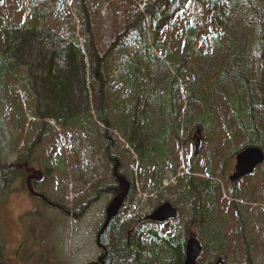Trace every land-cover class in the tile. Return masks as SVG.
<instances>
[{"label":"trees","instance_id":"trees-1","mask_svg":"<svg viewBox=\"0 0 264 264\" xmlns=\"http://www.w3.org/2000/svg\"><path fill=\"white\" fill-rule=\"evenodd\" d=\"M199 1L205 11L204 28L193 13ZM62 3L28 0L25 9L18 8L24 11L21 16L14 18L7 2H0V114H4L0 115V209L15 179L27 182L32 198L75 219L102 194L118 199L121 206L134 200L138 182L141 191L152 194L155 207L171 195L167 198L177 207V217L160 225L119 209L97 230L99 253L85 264H182L189 232L202 247L197 264H242L225 253L230 226L228 213L220 208L216 170L245 147L264 150V92L259 78L264 70V9L252 12L254 4L264 3L155 0L102 46L90 31L84 0H78V29ZM53 6L67 16L66 31L44 20ZM170 23L174 33L167 37ZM228 65H232L229 71ZM37 76L42 82L39 91ZM224 86L226 92L218 90ZM28 116H33L30 122L37 130L26 144L27 134L23 140L17 135L24 133ZM7 124L14 126L12 131ZM58 129L68 146H62ZM195 131L208 146L197 164L190 161L187 170L178 172L176 147L190 146ZM57 137L61 148L40 158L34 145ZM76 142L94 150L85 157L88 164L98 156L109 174L85 180L88 190L76 197L78 204L68 213L62 204L65 194H48L39 184L52 170L59 177L68 173L72 154H81L74 149ZM35 158L39 175L31 167ZM261 192L264 188L259 185L246 186L240 194L237 187L228 203L238 226L235 234L245 242L246 264H256L246 243L248 206L264 202ZM238 197L244 202L235 200ZM261 211L264 216L263 207ZM3 240L0 231V264H5Z\"/></svg>","mask_w":264,"mask_h":264},{"label":"rangeland","instance_id":"rangeland-1","mask_svg":"<svg viewBox=\"0 0 264 264\" xmlns=\"http://www.w3.org/2000/svg\"><path fill=\"white\" fill-rule=\"evenodd\" d=\"M5 1L8 4V13L14 18L20 17L21 12H24L19 11L18 8L23 7V9H25L28 3V0ZM63 1L65 3L62 4L68 7L71 12V19L74 18L73 24L76 29H78L79 25L76 22L78 0ZM154 1L155 0H84L87 5L86 12L90 31L96 40L95 43H101V46L105 45V43H109L117 33H120L123 30V27L127 22H130L135 18L134 16L138 10L143 11L147 3L152 4ZM261 1L264 3V0ZM62 4H59L60 7H62ZM202 4V1H199L193 13L195 14V18L200 20L199 23L202 28H204L203 20L205 11L202 9ZM254 5L255 9L252 12L260 14L262 12L261 8L264 9V5ZM44 20L47 23L50 22V24L56 23L57 27L63 31L68 29L66 24L68 21L67 16L55 6H53L49 13L45 15ZM55 20L56 22H54ZM171 26L174 25L170 23V25L166 27L168 28L165 33L167 37L174 33V30H171ZM237 30H240V27L233 29L231 32ZM199 39H201L203 43L204 38L200 37ZM201 40H199V42H201ZM37 57L34 59L32 58V61H34L35 64L37 62ZM261 61L263 67L264 59ZM232 63L233 62L231 61L230 64ZM231 67L232 65H228V71L231 70ZM263 71L264 70L262 69L260 70L259 77L262 84V93L264 92ZM38 77L39 76H37V90L39 91L42 82ZM228 83L227 87H230V81H228ZM218 90L226 92L225 86L218 87ZM41 93H43L42 90ZM23 108H25V105ZM3 112H9L8 106H4ZM0 115L4 116V114ZM32 120L33 116H28L23 125L24 133L21 134L20 132V135H17L23 140L27 134L28 138L24 143L29 142V140L34 137L33 135L36 134L37 129L32 126L30 122ZM10 123H13V121ZM7 126L11 131L14 128V126L12 127L9 124H7ZM57 133L62 137V146H68L70 143L67 139L64 141V133H62L60 129L57 130ZM200 136L201 135L195 131L191 136L192 143H190V146L184 144L179 145V149L176 147L179 160L181 161L177 170L178 172L182 169L187 170V165L190 161L195 162L196 164L199 162L197 161L200 160L198 157L203 155L202 153L205 151L204 149L208 146L204 143L203 137L201 136L200 138ZM59 138L56 141L47 138V140L44 139L41 143L34 145L35 152L38 153V156L41 158L42 156L49 154L54 148L60 149L61 142ZM196 138L200 140L197 148ZM116 139L123 143L118 136ZM78 144L79 143L77 142L74 143V149L76 151L80 150L81 154L79 157L72 154L70 165L68 163L67 167L68 173H64V176L59 177V175L52 170L53 173L50 172L51 175L45 178V182L39 184V187L45 192H48V194L50 191H56L54 194H56L57 197L59 194H65V197L62 198V204L65 206V210L68 211V213L72 212L78 204V201L75 200L76 197H78L79 194L86 193V190H88V181L98 178V176L103 177L109 174L108 171L102 169L98 156H96V160L93 161V164H88L85 157H90V154L95 152L87 144H84V148ZM235 146L238 145L235 144ZM21 148L22 146L20 144L18 149ZM226 148L228 149L229 146H225V149ZM118 150L119 148H117V151ZM64 151L68 152L67 149H64ZM219 153L221 152L219 151ZM192 157L193 159L191 160ZM234 157L235 154L227 159V161L225 160L226 162L223 169L217 168L216 178L220 180L221 183L222 194L220 199L222 204L220 208L228 213L227 218H229V220H227V222L230 226L228 233L231 240L225 248V253L228 255L229 260L235 259L242 264H246L247 255L246 249L243 245L245 242L239 237L242 236L241 234H239V236L235 234V229L238 226L234 221L233 210L228 208V203L230 201L228 197L233 188L227 184L226 180L228 179L223 176H227L231 173ZM31 167L34 169V175L40 173V164L36 158L32 161ZM130 168L131 167L129 166V169ZM259 171L260 169L247 179L240 180L238 187L239 194L243 193L246 186L249 187L250 185L254 187L255 185H259L264 188V169L262 172V178H258L257 174ZM81 174L83 175L82 177L84 178V181L89 179L88 181H85L86 183H83ZM169 182H171V179H164L163 181L164 184ZM13 183L12 191L9 194L7 193L2 208L0 209V231L4 234L3 243L5 264H85L98 255L100 249L95 241V234L105 219V209L109 203L110 194H102L98 196V198L92 202L84 212H79V215L77 216L78 218L75 219V217L70 216V214L61 213L60 209H56L55 206H48L47 204L41 203L32 198L28 192L27 182L22 184L19 179H15ZM135 186L138 195L134 200L126 201L120 209L123 208L125 211L133 213L134 218L138 216L144 218L148 213L154 210V202L156 200L152 199V194H147L146 192L141 191L138 182H136ZM261 195L263 196L264 192H261ZM170 196L171 195H166L165 200ZM169 201L172 202L171 200ZM241 202H243L242 199ZM261 207L264 208V202L262 201L253 202L248 206L251 220L248 229H245L247 237L246 243L250 247V257L251 259L253 258L256 264H264V216ZM31 210L34 212L28 215L27 213ZM121 216H124V212H122ZM135 226L136 222L134 220L132 229H134ZM199 260L200 259L197 260V263H199Z\"/></svg>","mask_w":264,"mask_h":264},{"label":"water","instance_id":"water-1","mask_svg":"<svg viewBox=\"0 0 264 264\" xmlns=\"http://www.w3.org/2000/svg\"><path fill=\"white\" fill-rule=\"evenodd\" d=\"M264 153L256 146H249L236 155L235 171L230 175V180L251 173L253 169L263 162ZM119 208L118 200H113L106 209V222L115 216ZM177 215L176 207L169 201L158 205L146 218L153 221H165ZM185 256L182 264H196V259L201 252V244L194 235H190L185 242Z\"/></svg>","mask_w":264,"mask_h":264},{"label":"flooded vegetation","instance_id":"flooded-vegetation-1","mask_svg":"<svg viewBox=\"0 0 264 264\" xmlns=\"http://www.w3.org/2000/svg\"><path fill=\"white\" fill-rule=\"evenodd\" d=\"M237 154V153H236ZM236 154H235V156H236ZM234 166H235V157H234V163H233V165H232V171H231V173L234 171ZM226 179H228V180H226L227 181V184H229L230 185V187L231 188H233L232 190L234 191L237 187H238V184L237 183H239V181L240 180H242V179H245L246 177H248V176H243V177H241V178H239L238 180H236V181H232V180H230L229 179V177H228V175L226 176V175H223Z\"/></svg>","mask_w":264,"mask_h":264}]
</instances>
